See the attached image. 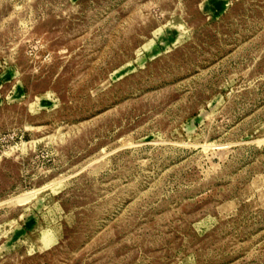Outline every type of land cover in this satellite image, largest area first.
Segmentation results:
<instances>
[{
    "label": "rangeland",
    "instance_id": "rangeland-1",
    "mask_svg": "<svg viewBox=\"0 0 264 264\" xmlns=\"http://www.w3.org/2000/svg\"><path fill=\"white\" fill-rule=\"evenodd\" d=\"M0 264H264V0H0Z\"/></svg>",
    "mask_w": 264,
    "mask_h": 264
}]
</instances>
